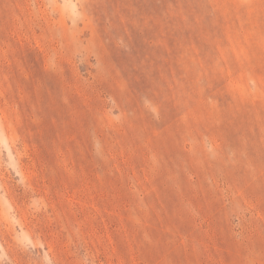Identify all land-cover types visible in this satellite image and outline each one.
<instances>
[{
  "label": "rangeland",
  "instance_id": "374dc122",
  "mask_svg": "<svg viewBox=\"0 0 264 264\" xmlns=\"http://www.w3.org/2000/svg\"><path fill=\"white\" fill-rule=\"evenodd\" d=\"M0 264H264V0H0Z\"/></svg>",
  "mask_w": 264,
  "mask_h": 264
}]
</instances>
